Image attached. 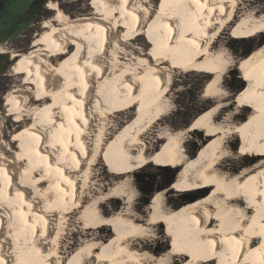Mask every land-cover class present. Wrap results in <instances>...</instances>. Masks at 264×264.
Returning <instances> with one entry per match:
<instances>
[{
	"label": "bare ground",
	"instance_id": "obj_1",
	"mask_svg": "<svg viewBox=\"0 0 264 264\" xmlns=\"http://www.w3.org/2000/svg\"><path fill=\"white\" fill-rule=\"evenodd\" d=\"M90 4L103 5V13L71 18L54 9L12 66L24 83L6 93L5 111L17 123L30 117L10 140L3 138L0 118V264H61L58 244L67 216L81 205L110 118L134 106V120L114 132L105 159L121 174L148 163L179 168L171 187L176 193H206L195 200L187 195V202L172 207L165 191L157 192L144 220L130 203L138 192L126 174L111 195L93 199L80 212L86 228L113 234L81 243L66 264H264V46L231 69L248 86L236 113H249L215 122L216 106L185 128L203 140L195 156L189 155L181 129L158 130L154 140L162 143L148 154L143 141L146 131L173 109L167 92L174 67L215 74L205 91H216L229 58L211 44L235 1L160 0L154 11L148 0ZM143 34L154 54L129 45ZM257 34L264 35V14H246L232 28V39ZM230 137L235 138L229 142ZM234 158L241 165H223ZM122 196L127 207L105 215L100 204ZM158 225L170 236L171 251L156 256L131 244L132 238L154 237Z\"/></svg>",
	"mask_w": 264,
	"mask_h": 264
},
{
	"label": "rangeland",
	"instance_id": "obj_2",
	"mask_svg": "<svg viewBox=\"0 0 264 264\" xmlns=\"http://www.w3.org/2000/svg\"><path fill=\"white\" fill-rule=\"evenodd\" d=\"M92 1L93 0H67V3H61V5L60 0H54L56 4H54L52 13L43 18L40 17L39 23L33 27L30 32H26L29 29V22L23 20L24 5L21 3L14 6L12 12L6 16L3 21H0V41L5 39L13 40L22 32H25V34L21 35L14 41H7L0 44V49L3 52H0V118L4 116L1 120V125L3 138H5V140H10L17 126L20 125L18 127H21L26 125V120H29L28 117H30L25 116V122L22 121L23 123H17L14 121V117L10 116V112L7 114L4 107L6 93L16 85L24 83L23 78L16 79L18 77L13 75L12 72V66L19 58L18 55L27 52L30 49L32 40L42 33L44 23L51 20L55 15L57 10L54 9H58L60 12L71 18L82 17L94 12L99 14L103 13L101 12L103 5H92L90 4ZM148 1L152 11H154L158 7L160 0ZM234 1L235 8L231 17H229L228 23L211 44V49L213 51L226 50L229 58L228 65L222 71V76L216 83V91L212 93L205 91V86L215 77V74H207L191 70L187 71L174 67L175 69H173L172 72L173 79L167 92V97L172 101L173 109H170L166 115L153 124V126H151V128H149L143 135V141L147 145V154L158 149L162 140L155 142L156 140H154V138L157 136L158 130L166 127L172 131L179 129L184 130V135L187 138L186 142H188L187 151L189 155L193 157L201 146V142H203L199 134H196V132L194 133V131L186 132L185 130L194 118L216 106L218 107V111L213 117L215 122L224 120L230 121V118L227 119L230 116H232L231 120L234 121L237 119L239 113L242 115L249 111L247 109L246 112L242 111L236 113L239 100L244 94L243 91H246L248 86L238 77V74L235 72L232 73L231 69L239 65L246 56L264 46V35L257 34L246 37L243 40L232 39V28L234 24L246 14L254 13L256 16L263 15L264 0ZM57 4L58 6H56ZM128 42L135 51L143 50V53L145 54H154V48L149 43L146 34L140 35ZM72 49L73 47H70L69 51H72ZM14 54H17V56ZM137 67L139 66L137 65ZM135 110L136 106L131 107L128 110L119 111L110 118L101 151L95 154V159L90 165L89 178L86 185L83 186L84 192L82 194L81 205L79 206V209H70L71 211L67 216L65 230L63 231V235L60 237L58 244V254L61 257V264H66L68 255H72L81 243L106 240L113 234L109 229L102 230L101 228H97L96 230V228H86L85 221L80 212L83 209L82 207L93 199L104 198L111 195L113 190L120 183L127 180V176H125L126 174L131 176V181L138 192L135 197L130 199L132 200L130 203L133 204L135 213L142 216L144 220H146L150 214V211L147 210V205L157 192L165 191L166 203L172 207H179L187 202L185 198L188 196L190 199L193 198V200H195L206 193V191H204L205 193L199 191L189 192L187 193L188 196H180L179 193H176V189L171 187L179 177V168H163L148 163L141 169L139 168L130 173L121 174L120 171L115 169V165H113L111 161L105 159L109 151L108 143L114 132H120L134 120ZM234 138L235 137H230L228 141L231 142ZM150 140L153 141L151 147L148 145ZM149 148L151 150H149ZM231 148V151H236L234 144ZM103 151H105V153H103ZM224 161L223 165H225L226 168L241 165V160L237 158L225 159ZM239 170L240 167H238L236 172ZM124 197L125 196L119 197V200L115 202L106 200L104 203H101L100 205L102 206L104 214L111 215L118 210L125 209L129 201L127 197ZM153 229H155L154 237L132 238L130 240L131 244L136 247L145 246V250L153 252L152 254L156 256L171 251L172 249L169 246L170 236L165 233L166 229L163 228L162 225L155 226ZM174 258L176 259L178 257L175 256ZM208 264H218V262L214 260L208 262Z\"/></svg>",
	"mask_w": 264,
	"mask_h": 264
},
{
	"label": "flooded vegetation",
	"instance_id": "obj_3",
	"mask_svg": "<svg viewBox=\"0 0 264 264\" xmlns=\"http://www.w3.org/2000/svg\"><path fill=\"white\" fill-rule=\"evenodd\" d=\"M18 3L24 5L23 20H27L29 22V29L26 32H30V30L39 23L40 17L43 18L51 14L54 4H56L54 0H0V21H3L4 18L12 12L13 7ZM61 3H67V0H60V4ZM56 6H58V4ZM23 34H25V32H22L13 40L5 39L0 41V44L7 41H14Z\"/></svg>",
	"mask_w": 264,
	"mask_h": 264
},
{
	"label": "water",
	"instance_id": "obj_4",
	"mask_svg": "<svg viewBox=\"0 0 264 264\" xmlns=\"http://www.w3.org/2000/svg\"><path fill=\"white\" fill-rule=\"evenodd\" d=\"M235 72L234 70H232V73Z\"/></svg>",
	"mask_w": 264,
	"mask_h": 264
}]
</instances>
